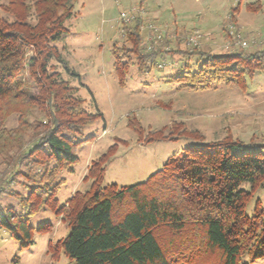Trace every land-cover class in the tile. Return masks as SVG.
I'll list each match as a JSON object with an SVG mask.
<instances>
[{"label":"trees","instance_id":"trees-1","mask_svg":"<svg viewBox=\"0 0 264 264\" xmlns=\"http://www.w3.org/2000/svg\"><path fill=\"white\" fill-rule=\"evenodd\" d=\"M72 1L0 4V159L6 168L0 174V193L10 194L21 206L19 211L0 207V228L27 249L33 232L51 228L44 223L34 229L31 217L50 211L67 222L69 232L58 248L73 264H241L245 256L251 263L264 259V209L257 203L252 216L245 213L252 195L264 187V145L248 149L227 137L204 143L197 131L164 127L139 143L183 138L192 144L144 182L102 187L116 151L111 146L88 167L84 180H91L92 191L76 192L59 205L57 194L64 183L59 174L72 172L78 149L92 139L84 136L85 129L100 117L86 110L78 88L64 78L63 73L79 76L55 46L67 34ZM258 3H247L245 9L258 12ZM234 10L238 7L230 12L231 23ZM141 27L137 19L122 24L123 43L111 49L121 85L131 65L148 70L159 55L145 50ZM185 54L186 60L199 56L198 69L183 65L179 76L164 77L165 84L192 91L220 84L244 90L247 80L264 72V50L209 54L193 48ZM24 74L33 82V95ZM13 116L16 126L8 129ZM127 126L143 131L135 118ZM12 184L27 194L11 191Z\"/></svg>","mask_w":264,"mask_h":264},{"label":"rangeland","instance_id":"rangeland-1","mask_svg":"<svg viewBox=\"0 0 264 264\" xmlns=\"http://www.w3.org/2000/svg\"><path fill=\"white\" fill-rule=\"evenodd\" d=\"M255 1H72L73 15L65 22L67 34L55 46L66 66L79 76L63 73L64 78L78 88L77 95L84 100L86 110L99 113L100 117L85 129L84 136H92V139L78 149V160L72 172L59 174L64 179L57 194L60 206L76 192L92 191L91 180H84L88 167L111 146L116 151L106 165L102 187L144 182L170 156L192 144L183 138L146 145L139 143V138L164 127L171 130L173 125H180V128L197 131L204 143L227 137L249 145L248 149L264 145V72L247 80L244 90L220 84L209 90L192 91L163 81L168 75L179 76L183 65L189 66V70L198 69V55L185 58V53L193 48L209 54L264 50V0H259L258 12L245 9V4ZM3 2L0 0V4ZM237 7L231 23L230 12ZM136 19L142 26L145 50L159 55L148 70L140 72L136 65H131L121 85L114 72L111 49L115 43H123L122 24ZM22 78L29 93L35 94L36 89L27 74ZM133 118L142 127L140 134L127 126L128 120ZM15 126L13 116L6 122V128ZM4 169L0 159V174ZM11 186V191L27 194L21 185ZM257 203L264 209V187L252 195L245 208L246 215H253ZM0 207L16 211L21 208L18 200L5 192L0 193ZM44 223L51 224L50 231L33 232V244L24 250L7 230L0 228V264H73L58 248L59 241L69 232L67 222L47 210L30 219L34 229ZM241 264H264V259L251 263L245 256Z\"/></svg>","mask_w":264,"mask_h":264},{"label":"built area","instance_id":"built-area-1","mask_svg":"<svg viewBox=\"0 0 264 264\" xmlns=\"http://www.w3.org/2000/svg\"><path fill=\"white\" fill-rule=\"evenodd\" d=\"M121 18L124 19L125 18V15H121Z\"/></svg>","mask_w":264,"mask_h":264}]
</instances>
